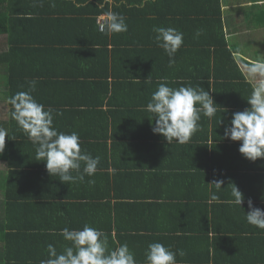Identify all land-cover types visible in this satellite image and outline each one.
Wrapping results in <instances>:
<instances>
[{"label": "trees", "instance_id": "1", "mask_svg": "<svg viewBox=\"0 0 264 264\" xmlns=\"http://www.w3.org/2000/svg\"><path fill=\"white\" fill-rule=\"evenodd\" d=\"M223 1L228 13L243 2L240 0H1L3 3H0V35L6 36L8 48L0 52V65H4L6 68L4 72H7V77L4 78L7 89L0 93V105L4 103L6 107L3 108L9 111L11 106L7 103V98L17 92L27 91V82L33 79L37 81L36 86L41 90L47 83H49L48 88L58 85L64 90L75 89L77 91L75 97L64 104L68 106L66 109L68 113L73 110L78 119L90 123V131L85 134L86 136L83 137L81 132L79 134L81 143L101 148V158L106 162L102 172L107 173L109 166H113L115 170L118 165L127 167L118 171L120 177L125 179L113 183L115 188L123 184L118 191L115 189V195L121 196L122 193L119 191L124 186H128V195H130L128 190H132L134 196L138 194L139 197L146 196L148 194H143L142 188H150L153 183L150 184L145 175L157 174L161 169L158 167L157 159L177 162L174 156L183 148H178L180 144L176 142L168 144L161 134L153 133L155 118H152L153 114L146 110L152 94L144 95L145 90L156 91L158 82L166 79L173 88H178L182 84L194 88L201 86L209 92L215 103L225 85L231 82L238 84V80L242 79L233 50L223 31ZM109 10L126 17L127 32L107 35L99 30L97 19ZM153 26L172 27L184 33V42L174 56L175 64L172 67L168 66V56L152 39ZM198 30H202V34L196 36ZM210 56L215 59L212 65L214 69L211 70L208 66ZM220 61L225 66H221L218 63ZM197 68L199 72L196 73L194 71ZM220 72L223 74L221 75ZM82 89L86 90L87 100L81 99ZM226 101L225 103H230L228 98ZM85 104L87 107L78 111L74 108ZM228 105L231 108L229 111L234 110L232 112L244 111L250 107L246 102L236 108L232 103ZM57 107L64 110L62 105ZM218 114L219 110L212 119L201 114L200 125L202 123L203 126L208 120L215 123ZM68 117H70L68 120L72 121V113ZM15 133L10 127L9 134ZM207 138V133L199 130L190 142L206 144ZM12 140L8 142L27 146V141L23 137ZM223 144L221 143L219 148ZM219 145H213L212 148L215 149ZM229 145L233 147L232 144ZM134 146L141 153L144 152L145 156L150 155L146 167L138 172L130 167L128 158L129 154L135 151ZM180 146L184 147L185 144ZM203 147L206 154L207 147L206 145ZM212 152L213 150L210 149V154ZM3 153L0 157L5 158L8 164L15 165L18 168L15 170L20 169V177L26 182L31 181L32 185L29 182L23 187L19 185L16 179L12 178L13 173L16 172L11 170L13 167L6 172V177H3L7 186L4 188L6 200L0 201V264H40L42 259L48 258V244H53L58 253L63 252L64 239L60 231L58 232L62 225H52L45 221L48 219L49 222L52 215L48 213L54 210V207L48 206L47 210V198L41 203H34L35 208L30 211L29 203L35 201L36 197L31 188L34 190L37 183L30 177H34L36 172L30 168L28 162L25 166L24 160L21 161L18 156L13 158L14 151L4 149ZM204 154L200 155L201 163L205 162ZM109 156L111 159H107ZM178 157L184 159L180 155ZM222 158L223 164L211 165V174L213 182L221 180L223 181L221 186H225L229 171L234 170L238 163L225 156ZM206 165L201 167L204 171H200V167L193 163L184 165L183 169L188 172L193 168L192 170H198L199 174L206 176L210 164L207 167ZM174 167L180 168L181 164L171 166ZM198 172L196 171L197 174ZM129 175L136 176L129 177ZM14 177H17V173ZM160 194L162 197L165 192L161 191ZM139 202L144 204L146 201L143 199ZM59 206L64 212L63 215L71 214L69 205L59 204ZM108 230L110 229L104 231L107 236H109V232H106ZM201 234L204 235L206 232ZM124 237V233L117 234L120 242L111 241L109 247L115 248L123 244ZM204 237L206 238V235ZM199 239L201 238L197 237L194 240ZM183 240L185 237L178 238L166 233H157L152 239H148L150 243L160 242L170 246L173 251L184 250L186 254L183 257L177 256V264H218L220 259L217 260V254L220 244L212 240L208 243L206 238L205 244L198 243L200 246H194L189 251L185 249ZM216 240L218 241L219 238L216 237ZM209 244L212 248L211 257H209ZM235 245L238 247L237 244ZM130 250L133 251L132 248ZM139 255L140 253L135 254L137 261L142 257L137 258ZM137 264H146V262L142 260Z\"/></svg>", "mask_w": 264, "mask_h": 264}, {"label": "crops", "instance_id": "2", "mask_svg": "<svg viewBox=\"0 0 264 264\" xmlns=\"http://www.w3.org/2000/svg\"><path fill=\"white\" fill-rule=\"evenodd\" d=\"M240 1L243 2L239 3V10L234 8L230 13L226 10L227 6L223 4V1L222 17L224 35L233 50L232 53L242 79L238 80V84L231 82L223 87L222 92L219 94L220 96L215 102L219 110L215 123L211 120L206 121L203 126L201 123L200 130L205 131L208 135L206 144L189 142L184 147L180 146L183 144H180L178 148L183 149L174 156L177 162L168 159H157L158 167H161V169L157 174L145 175L146 180L150 184L153 183L150 188H142L143 194H148L146 196L139 197L140 194L134 196L132 190H128L130 194L128 195V186H124L119 191V193H122L121 196H116L115 189L118 191L123 187V184L115 188L113 183L117 180L125 179L120 177L118 171L127 167L118 165L113 173L111 170L114 167L109 166L107 173L102 172L104 171L102 169H105L103 168L106 163L105 159L101 158V148L92 144L81 143V148L82 151L86 150L93 157L98 156L100 158L97 171L93 176L89 177L86 175L83 182L69 185L62 183L58 176L49 175L45 162L35 160V146L14 123V120L8 118V110L3 108L6 105L4 103L0 105V127H4L8 132L10 127H12L16 132V136L15 134H9L10 137H5L4 149L14 151L13 158L18 156L21 161L24 160L25 166L28 162L30 168L36 172L34 177H30L31 180L37 181L34 190L31 188L33 195L36 196L35 201L29 203L31 212L32 208H35L34 203H41L45 200L44 198H47L46 208L47 206L54 207V210L48 213L52 215L49 222L48 219L45 221L52 225H62L59 227L58 232L68 226H75L71 229L80 230L85 224L103 232L105 229H110L106 231L109 232V236H107L109 246L111 241L120 242L117 239V234L122 235L124 233L123 243H127L132 248L133 253L137 255L140 253L137 258L142 256L137 262L145 260L144 253L148 244H150L148 239H152V236L157 235V233H166L167 235H175L178 238L185 237V240H183L185 249L189 251L194 246H200L198 243L205 244L206 238L208 243L212 240V242L220 244L221 247L218 249L217 254V260L218 258L220 259L218 264H264V230L250 225L245 218V214L250 211L247 203L249 199H251L253 207L264 210V158H258L254 162L246 159L238 151L241 142L232 141L224 136L225 127L230 125L232 114L236 113L232 112L234 110L229 111L231 108L228 104L232 103L235 108L240 106L241 103L246 102L248 104L246 99L250 96L257 83L255 79H250L246 75L244 65L259 58L260 55L264 56V0ZM0 3L2 4L3 2L0 0ZM7 48L6 36L1 34L0 52L6 51ZM213 61H215L214 57L210 56L208 60L210 70L214 69V66L212 67ZM218 63L221 66H225L221 61ZM5 69L4 65H0V93L7 89L4 79L7 77V72H4ZM198 69L194 72H199ZM220 74L222 75L223 73L220 72ZM45 85L46 87H43V90L36 86V90L32 95L36 100L45 102V107H51L62 113V115H56L54 111V126L65 133L75 131L80 134L81 132L83 137H85V134L90 131L89 121L78 119L73 110L68 113L66 111L68 106L64 104V102L74 98L77 91L73 88L64 90L58 85L48 88L49 83ZM217 86L219 87L220 85L218 84ZM154 91V89L145 90L144 95H151ZM85 92V89L80 92L82 100H87ZM227 98L230 103H225ZM57 105H62L64 110H60ZM86 107L87 104L78 107L74 106L77 111ZM224 109H226L225 112H223ZM2 111H4L3 114ZM71 113L72 121L68 120L70 119L68 116ZM20 137L25 138L27 146L23 147L15 144V142H8L12 139L19 140ZM221 143L224 144L219 148ZM217 144L220 145L213 149V145ZM229 144H232L233 147ZM203 145L207 147L206 154H204ZM210 149L213 150L211 154ZM133 150L135 151L129 154L128 157L130 159L129 164L134 171L138 172L146 167L148 164L147 158L150 155L145 156V153H141L137 147ZM201 153L204 154V163L199 161ZM178 155L184 157V159L178 157ZM222 156L231 158L238 165L234 170L229 171V176L224 183L225 186H221L222 189L217 190L215 185L209 184L213 183L211 165L223 164ZM107 159H111V157L109 156ZM111 161H108V163H111ZM0 162L3 169V172L0 173V201L1 199L6 200L4 188L7 183L4 182L3 177H6V172H9L11 167H13L11 170L16 171L13 173L12 178L16 179L15 181L19 185L23 187L28 184L27 182L32 185L31 181L27 180L26 182L20 177V169L15 170L18 169L15 165L8 164V161L2 157H0ZM190 163L200 167V171H204L201 167L206 164L207 167L210 164L207 168L208 174L206 176L199 174L198 170H192L193 168L191 171L186 172L183 166ZM176 164H181V167L171 168V166H176ZM15 173H17V177H14ZM73 174L75 175V173ZM133 176L136 175H129V177ZM127 178L128 176L126 180ZM89 180H93L94 183L89 184ZM233 185L243 194L244 202L241 208L228 202L233 199L231 196ZM161 191L165 192L162 197ZM211 193L219 196V203H209ZM168 196L170 199L167 198ZM143 199L146 202L140 204L139 200L142 201ZM59 204L69 205L71 214L63 215L64 212L60 209ZM79 226L82 227L80 228ZM201 232H206V234L203 235ZM205 235L206 238L204 237ZM197 237L201 239L194 240ZM216 237L219 238L218 241ZM62 245L70 246L71 242L64 240ZM211 253L212 248L209 244V257H211Z\"/></svg>", "mask_w": 264, "mask_h": 264}, {"label": "clouds", "instance_id": "3", "mask_svg": "<svg viewBox=\"0 0 264 264\" xmlns=\"http://www.w3.org/2000/svg\"><path fill=\"white\" fill-rule=\"evenodd\" d=\"M52 6H55L54 3ZM99 30L107 35L127 32L126 17L109 10L104 13V22L99 25ZM152 32L154 43L163 49L169 58L168 66L172 67L175 64L174 56L184 42V33L172 27L161 26H153ZM201 34L202 30L196 32V36ZM244 69L250 79L257 81L246 99L250 108L232 114L224 136L232 141H240L239 153L254 162L258 158H264V56L260 55L246 63ZM27 84V91L17 92L7 98V103L11 106L8 118L16 122L35 146V160L45 162L49 175L58 176L62 183L69 185L83 182L86 175L93 176L100 158L93 157L86 150L82 151L77 132L65 133L54 126V111L56 115L62 113L51 107L46 109L44 104L33 97L32 93L37 85L35 79L29 80ZM146 110L155 118L153 133L161 134L168 144H187L201 128V114L212 119L217 113V105L209 92L201 86L194 88L182 84L173 88L164 79L158 82ZM225 111L226 109L223 112ZM6 136L10 137L8 130L0 127V154L4 151ZM111 171L114 173L115 169ZM88 183L93 184L94 181L89 180ZM222 183L223 181L216 180L209 184L215 185L219 190L222 189ZM231 196L233 199L228 202L241 208L244 197L234 185ZM211 202L219 203V196L211 193L209 203ZM247 203L250 211L245 214L246 221L264 230V210L253 207L251 199ZM60 235L71 242V245L64 246L63 252L58 253L53 244H48V258L42 259L40 264H137L135 254L127 243L110 248L107 235L88 224L80 230L62 228ZM185 254L182 249L173 251L170 246L154 242L148 244L144 259L146 264H177V256L183 257Z\"/></svg>", "mask_w": 264, "mask_h": 264}, {"label": "built area", "instance_id": "4", "mask_svg": "<svg viewBox=\"0 0 264 264\" xmlns=\"http://www.w3.org/2000/svg\"><path fill=\"white\" fill-rule=\"evenodd\" d=\"M104 22V15H101V16H99V18L97 19V23H98V25H100L101 23H103Z\"/></svg>", "mask_w": 264, "mask_h": 264}, {"label": "rangeland", "instance_id": "5", "mask_svg": "<svg viewBox=\"0 0 264 264\" xmlns=\"http://www.w3.org/2000/svg\"><path fill=\"white\" fill-rule=\"evenodd\" d=\"M237 8H239V7H237ZM239 10V9H238ZM4 107V106H3ZM3 172V169H2V164H1V162H0V173H2Z\"/></svg>", "mask_w": 264, "mask_h": 264}]
</instances>
